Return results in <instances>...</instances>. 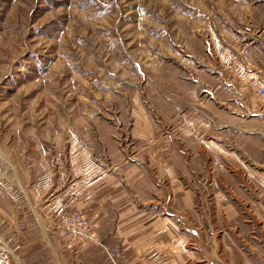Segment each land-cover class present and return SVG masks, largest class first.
I'll list each match as a JSON object with an SVG mask.
<instances>
[{
  "label": "rangeland",
  "instance_id": "374dc122",
  "mask_svg": "<svg viewBox=\"0 0 264 264\" xmlns=\"http://www.w3.org/2000/svg\"><path fill=\"white\" fill-rule=\"evenodd\" d=\"M263 23L264 0H0V212L89 150L192 249L264 264ZM3 222L0 264L33 263Z\"/></svg>",
  "mask_w": 264,
  "mask_h": 264
},
{
  "label": "crops",
  "instance_id": "0c3cea01",
  "mask_svg": "<svg viewBox=\"0 0 264 264\" xmlns=\"http://www.w3.org/2000/svg\"><path fill=\"white\" fill-rule=\"evenodd\" d=\"M258 37L263 66L264 28ZM251 50L257 51L256 46L247 49ZM247 75L248 85L253 78L262 77L253 70ZM93 155L89 150L74 151L68 157L70 173L66 177L62 170L54 179L49 174L42 194L31 187L29 198L19 196V209L8 220V213L0 212V223L15 227L17 246H30L34 254L30 264H235L232 246L227 247L231 252L227 260L203 246V250L192 249L190 237L178 229L177 221L153 204L162 196L153 184L134 182L118 170L126 171L125 166H103ZM136 184L148 188L142 191ZM69 212H81L95 223L102 244L64 249L48 231ZM203 253L212 260H204Z\"/></svg>",
  "mask_w": 264,
  "mask_h": 264
},
{
  "label": "built area",
  "instance_id": "2783aa9c",
  "mask_svg": "<svg viewBox=\"0 0 264 264\" xmlns=\"http://www.w3.org/2000/svg\"><path fill=\"white\" fill-rule=\"evenodd\" d=\"M251 85L264 97L262 93L264 86L257 79H254ZM59 223L61 237L68 249L102 244L95 223L90 222L89 218L81 212L66 213Z\"/></svg>",
  "mask_w": 264,
  "mask_h": 264
}]
</instances>
